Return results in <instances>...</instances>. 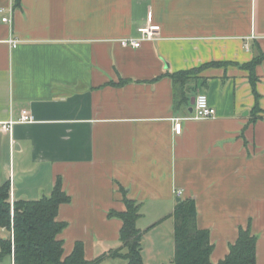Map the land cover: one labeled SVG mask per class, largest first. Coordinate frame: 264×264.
<instances>
[{"label": "crops", "instance_id": "crops-1", "mask_svg": "<svg viewBox=\"0 0 264 264\" xmlns=\"http://www.w3.org/2000/svg\"><path fill=\"white\" fill-rule=\"evenodd\" d=\"M148 24L159 38L121 44ZM261 52L264 0H22L12 27L0 21V185L13 201L37 200L62 178L65 256L78 241L87 259L121 247L109 212L125 210V196L151 218L137 222L144 242L157 229L175 254L177 198L192 197L214 263L242 226L264 264V60L258 109L245 66ZM199 92L214 118H189Z\"/></svg>", "mask_w": 264, "mask_h": 264}, {"label": "trees", "instance_id": "trees-1", "mask_svg": "<svg viewBox=\"0 0 264 264\" xmlns=\"http://www.w3.org/2000/svg\"><path fill=\"white\" fill-rule=\"evenodd\" d=\"M22 0H14L19 7ZM264 60V52L258 54L247 66L256 97L258 109L260 94L257 92L256 66ZM125 83V81H123ZM71 196L64 190L63 180L57 178L53 191L37 200H16L12 204L10 183L0 185V257L14 254L15 264H101L107 258H120L124 264H145L143 246L145 231L137 225L141 216V204L125 196L126 209L112 210L109 215L122 220L120 230L121 247L112 249L94 259H87L82 241L75 244L73 251L64 255V240L59 237L67 222L59 220L60 206L69 203ZM175 264H255L257 262V235L251 227H240L236 241L231 244L225 258L217 263L211 260L213 243L210 232L197 223L196 200L192 197L177 201L175 211Z\"/></svg>", "mask_w": 264, "mask_h": 264}, {"label": "built area", "instance_id": "built-area-1", "mask_svg": "<svg viewBox=\"0 0 264 264\" xmlns=\"http://www.w3.org/2000/svg\"><path fill=\"white\" fill-rule=\"evenodd\" d=\"M15 6H14V0H11V3L7 6L0 7V21L8 24L10 27L13 26L14 23V15H15ZM140 33V37H126L122 38L120 40L121 44L125 47H134L138 48L142 45L143 41L145 40H154L159 38V31H160V25L159 24H148L145 26H141L138 29ZM9 42L12 45L13 48H16L20 42L19 39L15 38L14 36H11L9 38ZM217 114V111L215 107H213L210 104L209 97L205 92H199L198 95L195 98L194 101V110L192 115L189 118L193 119H209L214 118ZM33 119V116L30 114L28 110L22 111L21 121H31ZM14 122L11 121L8 125V127H11V125ZM6 128L7 125H4ZM175 132L177 134H180L183 130L181 118L175 119ZM183 193V190L177 189L176 194L178 196H181ZM14 201L12 200V204Z\"/></svg>", "mask_w": 264, "mask_h": 264}, {"label": "rangeland", "instance_id": "rangeland-1", "mask_svg": "<svg viewBox=\"0 0 264 264\" xmlns=\"http://www.w3.org/2000/svg\"><path fill=\"white\" fill-rule=\"evenodd\" d=\"M144 215V220L141 221L142 224H147L149 222V215H146L145 212H141V215ZM151 219V218H150ZM170 221L166 222L165 225H169ZM161 227L158 228V230ZM146 233L148 231V228L146 227L143 229ZM165 235V234H164ZM148 236V237H147ZM147 242H144L145 250L142 252L143 259L145 264H175L174 261V252H171V241L168 240L169 244L167 245V241L165 239H161L159 235L157 234V229H154L152 233L146 234ZM159 240H163L164 242H160ZM101 264H124V260L120 258H111L107 257L105 258Z\"/></svg>", "mask_w": 264, "mask_h": 264}, {"label": "water", "instance_id": "water-1", "mask_svg": "<svg viewBox=\"0 0 264 264\" xmlns=\"http://www.w3.org/2000/svg\"><path fill=\"white\" fill-rule=\"evenodd\" d=\"M180 199H181L180 197L177 198L178 201H179Z\"/></svg>", "mask_w": 264, "mask_h": 264}]
</instances>
